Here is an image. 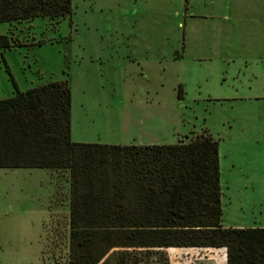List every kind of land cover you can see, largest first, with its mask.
I'll return each instance as SVG.
<instances>
[{"label":"rangeland","instance_id":"rangeland-1","mask_svg":"<svg viewBox=\"0 0 264 264\" xmlns=\"http://www.w3.org/2000/svg\"><path fill=\"white\" fill-rule=\"evenodd\" d=\"M205 2L192 0L190 9L197 13ZM184 6V0H72L71 14L58 21L0 22V34L18 41L0 48V99L13 94V80L24 90L67 78L79 142H186L206 130L218 142L223 225L264 226V105L247 109L227 98L226 83V97H215L219 88L204 80L198 62L161 61L141 70L128 57L135 42L164 46L182 34ZM185 22L194 30L187 39L197 40L213 19ZM119 89L148 91L152 103L127 96L122 104ZM68 195L67 180L47 169L0 167V264H67ZM165 251L171 264H226L223 247Z\"/></svg>","mask_w":264,"mask_h":264},{"label":"trees","instance_id":"trees-1","mask_svg":"<svg viewBox=\"0 0 264 264\" xmlns=\"http://www.w3.org/2000/svg\"><path fill=\"white\" fill-rule=\"evenodd\" d=\"M71 11L72 0H0V22ZM13 39L0 34V48ZM13 85L0 99V167L68 169L67 264H169L172 247H223L226 264H264V226L222 223L218 142L206 130L186 142H77L67 78Z\"/></svg>","mask_w":264,"mask_h":264},{"label":"crops","instance_id":"crops-1","mask_svg":"<svg viewBox=\"0 0 264 264\" xmlns=\"http://www.w3.org/2000/svg\"><path fill=\"white\" fill-rule=\"evenodd\" d=\"M192 0H184L182 34L175 33L171 42L164 46L158 42H135L128 47V57L141 62V70H145L154 62L169 61L182 63L183 60L198 62L203 70L204 80H212L219 92L217 98H225L226 90L223 83L231 87L232 92L227 94L229 99L241 100L247 109H255L264 105V0H203L204 7L199 12H193L190 8ZM208 8H207V6ZM212 6V8H210ZM177 19L180 13L176 14ZM186 17H201L213 19L212 25H205L206 29L197 31V40H188V34L194 30L186 26ZM50 19V18H49ZM53 20V19H51ZM56 21V20H53ZM178 21V20H177ZM179 27L180 21L177 22ZM195 51L188 53L187 49ZM201 78V77H200ZM71 87V86H70ZM117 90V89H116ZM144 91V90H143ZM180 91V90H179ZM148 91L127 92L118 90L116 98L118 102L125 104L127 96H144L143 102L152 103ZM221 94H223L221 96ZM102 97L106 92L100 93ZM131 100V99H130ZM108 103H105L107 106ZM175 126V125H174ZM173 126V128H174ZM174 130V129H173ZM173 135V134H172ZM175 135V134H174ZM178 136V135H177ZM183 135H181L182 137ZM70 137L73 141L82 140L75 138L71 122L70 107ZM135 135L133 138H139ZM142 138V137H141ZM163 139V138H162ZM182 140L178 138L176 142ZM160 141H150L144 144H161ZM2 168H44L62 176L67 180V195L70 189L68 169L45 167H2ZM69 196V195H68ZM68 209L64 216L65 223H69V199ZM58 216L56 215V218ZM63 222H56L60 225ZM196 247H173V249H191ZM169 264H171L169 255Z\"/></svg>","mask_w":264,"mask_h":264}]
</instances>
